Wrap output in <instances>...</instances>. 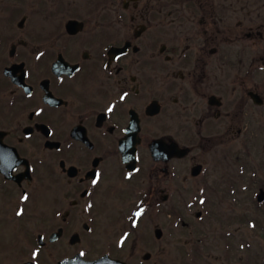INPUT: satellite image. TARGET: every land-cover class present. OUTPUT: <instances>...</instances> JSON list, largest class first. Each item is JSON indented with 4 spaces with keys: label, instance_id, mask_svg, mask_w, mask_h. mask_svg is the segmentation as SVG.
<instances>
[{
    "label": "flooded vegetation",
    "instance_id": "af4514ba",
    "mask_svg": "<svg viewBox=\"0 0 264 264\" xmlns=\"http://www.w3.org/2000/svg\"><path fill=\"white\" fill-rule=\"evenodd\" d=\"M218 1L0 0V264H128L109 247L129 233L91 254L100 219L116 199L129 222L176 215L180 187L229 208L170 263L264 264L238 235L264 213V44L252 27L229 51ZM155 140L186 152L155 159Z\"/></svg>",
    "mask_w": 264,
    "mask_h": 264
},
{
    "label": "rangeland",
    "instance_id": "374dc122",
    "mask_svg": "<svg viewBox=\"0 0 264 264\" xmlns=\"http://www.w3.org/2000/svg\"><path fill=\"white\" fill-rule=\"evenodd\" d=\"M216 3H219V1L216 0ZM225 9H227L225 21L229 51L237 50V43L234 44L232 41L238 40L241 35L251 30L252 27L259 30L261 44H264V0H227ZM199 152V148L196 147L193 153L198 155ZM224 189H218L217 195H213L219 204L221 195L219 191ZM204 190V188L180 187L178 215L160 213L152 217H142L143 219L139 220H134V217H132L130 222L128 218H125L129 212L127 210L128 202L116 199L113 202L114 208L110 210V218L102 217L105 219L101 218L102 220L99 221L100 233H103L102 240L99 247H96L97 249L91 254L95 255L103 250L102 245H105V239L114 241L119 235L123 238L126 237L123 234L129 233L123 243L125 244L124 247L116 250L109 247V252L112 255L125 259L128 264H144L142 262L143 255L149 252L151 253V259L148 264H151V262L172 264L170 262L174 259L173 254L177 253L176 245L189 243L191 228L222 229L225 227L223 210L228 207L229 202L222 203L220 206L217 205L219 206L217 216H210ZM209 190L213 191V188ZM195 196L199 197L195 198ZM201 199L205 201L204 204L200 203ZM167 206L168 203H165L163 208L166 209ZM247 210H249L247 204L244 203L240 213L246 214ZM197 211H201L200 216H196ZM254 216L250 215V218L259 219L261 223L264 222V213L260 216L256 214ZM250 218L249 220L245 218L244 224L241 226L243 230L238 234L243 243L242 259L245 262L248 260H264V234L259 233L255 227L251 226ZM156 226L163 230L161 239H156L154 236ZM216 235V232L212 235L211 243L213 244L216 243L215 240H218L217 238L214 239ZM217 243L221 245L223 242L219 240ZM215 253L218 254L219 251Z\"/></svg>",
    "mask_w": 264,
    "mask_h": 264
},
{
    "label": "water",
    "instance_id": "95a60500",
    "mask_svg": "<svg viewBox=\"0 0 264 264\" xmlns=\"http://www.w3.org/2000/svg\"><path fill=\"white\" fill-rule=\"evenodd\" d=\"M186 149H181L178 147V145L173 144L171 149L168 151L166 148H164L159 140H156L153 142L151 145V152L152 155L156 158L159 159L161 156H168V155H179L182 156L185 153ZM124 158H126L124 156ZM125 162L128 163V160H124ZM156 236L160 237L161 236V230L156 229L155 231ZM83 264H124L123 262H120L119 260H114L108 257H103L101 259L96 260L95 262H85Z\"/></svg>",
    "mask_w": 264,
    "mask_h": 264
},
{
    "label": "snow or ice",
    "instance_id": "6c2138e0",
    "mask_svg": "<svg viewBox=\"0 0 264 264\" xmlns=\"http://www.w3.org/2000/svg\"><path fill=\"white\" fill-rule=\"evenodd\" d=\"M118 58H119V57H118ZM125 95H126V94H125ZM121 99H124V96H121ZM108 110H109V111H112L111 108H109ZM98 179H99V173H97V180H98ZM97 180H93V184H95V183L97 182ZM23 199H24V200H27V199H28V196L25 195V196L23 197ZM200 203H201V204H204L205 201H204L203 199H201ZM142 213H143V209H140V211L136 212L135 215H136L137 217H139V216L142 215ZM16 214H17V216H20V215H22V211H18ZM41 239H42V238H41ZM35 255H36V254L33 253V256H35ZM81 255H83V253H81Z\"/></svg>",
    "mask_w": 264,
    "mask_h": 264
}]
</instances>
